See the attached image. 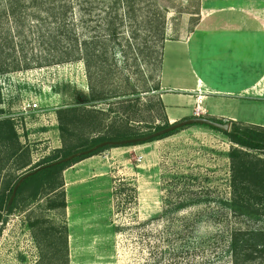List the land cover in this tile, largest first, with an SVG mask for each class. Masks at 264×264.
Segmentation results:
<instances>
[{"label": "rangeland", "instance_id": "rangeland-1", "mask_svg": "<svg viewBox=\"0 0 264 264\" xmlns=\"http://www.w3.org/2000/svg\"><path fill=\"white\" fill-rule=\"evenodd\" d=\"M155 2L160 11L154 8ZM135 6L139 9L136 17L123 19L116 40L120 46L109 37L102 38L116 49L129 46L127 62H118L129 65V80L124 82L114 73L102 85L122 89L127 84L129 124L142 134L164 124L167 113L194 116L195 103L188 97L166 95L167 110L162 101L157 60L161 16L165 17L163 42L184 36L203 14L222 7L248 9L264 23V0H139ZM0 86L3 107L15 117L19 140L28 147L31 164L44 157L42 148L49 147L51 153L61 145L56 109L92 103L81 61L10 73L1 77ZM29 101L37 102L39 108L27 107ZM210 102L212 98L204 104ZM227 103L231 106H224L225 111L264 122V96L253 101L224 100ZM113 109L116 112L112 110L111 115L119 116V107ZM43 130L46 134H40ZM230 145L223 132L192 124L162 138L106 148L67 166L62 172L65 207L49 209L45 197H40L7 215L0 234V264H33L42 254L49 257L44 248L50 239L48 220L67 228V264H231L225 252L227 232L238 222L217 212L229 196ZM29 165L17 170L7 162L1 174L23 173ZM187 197L197 202L162 214ZM31 222L38 225L34 226L40 231L38 239ZM244 224L256 225L254 221ZM62 240L56 232L53 243L58 247L44 264L59 263Z\"/></svg>", "mask_w": 264, "mask_h": 264}, {"label": "trees", "instance_id": "trees-1", "mask_svg": "<svg viewBox=\"0 0 264 264\" xmlns=\"http://www.w3.org/2000/svg\"><path fill=\"white\" fill-rule=\"evenodd\" d=\"M138 1L0 0V79L14 72L81 61L88 80V99L92 102L89 105L67 104L56 109L61 145L31 164L29 149L20 142L14 119L3 107L0 86V234L7 215L18 206L45 197L47 208L65 207L63 170L112 146L98 148L69 161L56 162L58 159L107 139L118 140L143 135L129 124L131 118L126 113V107L130 106L131 99L127 98L130 92L127 84L122 89H104L102 85L105 77L114 73L119 74L124 82L129 80V65L120 66L118 63L119 59L127 62L131 52L129 46L121 45L116 49L108 46L102 38L109 37L120 46V41L116 40L123 19L127 15L131 19L136 17L139 9L135 4ZM154 8L160 11L156 2ZM163 16L159 34L162 44L157 59L159 67L164 43ZM98 31L103 33L98 35ZM101 102H105L107 106L97 107L96 104ZM114 106L119 107L117 113L120 115L117 117L111 115L112 110L116 112ZM211 119L223 122L220 118ZM230 122L229 131L203 124L223 132L231 142L228 151L229 196L222 201L223 207H218L217 212H221L226 219L228 216L233 217L238 223L228 229L225 252L231 264H264V126L235 120ZM168 124L166 119L164 124L156 125L154 129ZM178 129L154 139L165 137ZM7 162L14 164L17 170L31 164L24 172L33 171L21 181L8 208L7 202L13 187L24 172L1 174ZM185 200L177 207L164 209L162 214L197 202L190 201L188 197ZM245 221H254L256 225L248 227L244 224ZM48 222L51 223L48 229L50 239L48 238L47 244L44 243V248L49 257L42 254L33 264L51 261L53 250L58 247L53 243L56 232H60L63 238L62 257L57 259L58 264H67V228L60 227L51 220ZM30 225L38 239L40 231L34 227L38 225L35 222Z\"/></svg>", "mask_w": 264, "mask_h": 264}, {"label": "crops", "instance_id": "crops-1", "mask_svg": "<svg viewBox=\"0 0 264 264\" xmlns=\"http://www.w3.org/2000/svg\"><path fill=\"white\" fill-rule=\"evenodd\" d=\"M159 82L166 110V95L188 97L195 103L199 90L205 115L264 126V122L224 110L231 106L224 100L253 101L264 96V23L245 8L222 7L203 14L184 36L164 41ZM209 98L212 102L205 105ZM190 116L167 113L169 122ZM49 151V147L42 148V156Z\"/></svg>", "mask_w": 264, "mask_h": 264}, {"label": "water", "instance_id": "water-1", "mask_svg": "<svg viewBox=\"0 0 264 264\" xmlns=\"http://www.w3.org/2000/svg\"><path fill=\"white\" fill-rule=\"evenodd\" d=\"M194 123L207 124V125H210L212 127L219 128L222 131H229L230 127H231L230 121L218 122V121L211 119V117H207L204 115L203 116H190V117H185V118L180 119V120L169 122V124L167 126L161 127L160 129H153L150 132L145 133V134L140 135V136L129 137V138H125V139H118V140L107 139V140L101 141V142L89 147L88 149L75 151L68 156H65L63 158L58 159L56 162L69 161L75 157L91 153L92 151H94L98 148L108 146V145H110V146L127 145V144H131V143H142V142L150 141L151 139H154L155 137H158L160 135H164L165 133H168V132L173 131L175 129H178V128H181V127H184V126H187L190 124H194ZM32 172L33 171L24 172L19 177V179L16 181V183L13 187L12 193L8 199L7 208L10 206V204H11V202L15 196L16 189L19 186V184L21 183V181L25 177L30 175Z\"/></svg>", "mask_w": 264, "mask_h": 264}, {"label": "built area", "instance_id": "built-area-1", "mask_svg": "<svg viewBox=\"0 0 264 264\" xmlns=\"http://www.w3.org/2000/svg\"><path fill=\"white\" fill-rule=\"evenodd\" d=\"M202 100H203V95L201 91L197 90L195 94V105L193 107V112H192L194 116H203L205 114L202 107ZM27 107L36 110L37 108H39V105L35 101H31V103L29 101L27 102ZM10 116L12 118H15L12 114H10Z\"/></svg>", "mask_w": 264, "mask_h": 264}]
</instances>
